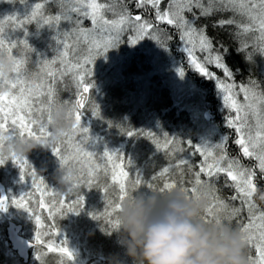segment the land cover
<instances>
[{
	"label": "snow or ice",
	"instance_id": "6c2138e0",
	"mask_svg": "<svg viewBox=\"0 0 264 264\" xmlns=\"http://www.w3.org/2000/svg\"><path fill=\"white\" fill-rule=\"evenodd\" d=\"M22 2L27 3V0H22ZM129 2L134 3L138 9L153 10L156 23L141 14L133 15L127 7ZM49 3H57L60 6V11L55 15L47 14L45 6ZM163 3L164 0H39L30 7L20 23L23 25L35 21L38 29L47 26L48 28H57L58 31V25L62 21L73 22L72 14L83 16L91 21L93 32L99 34L103 29L109 35L107 41L94 42L97 55H104L109 49L116 47L119 44L117 37L126 28L129 32L135 31L139 39H154L158 46L166 49L167 45L161 39L163 30L159 28V25L167 24L174 27L184 44V51L187 53L189 62L202 76L216 81V88L223 100V107L228 110L226 126L234 131V143L239 147L240 153L244 158L258 161L254 167H249L243 165L239 158L229 156L227 137H221L215 144L202 142L195 147V152L199 153L203 159L199 170L193 173L192 186L184 187L181 182L179 188L186 193L195 194L199 186L207 185L208 196H211L213 203L205 210L204 221L208 222L207 217L216 213H222V216L217 217L223 221L227 219L229 224L234 220L238 221V228L249 249L248 264H264V209H259L254 200L257 194L260 199H264V188L259 187L255 182L257 177L255 168H258L260 175L264 177V91L259 90L256 81H250L248 85L237 86L233 71L225 63L227 48L223 45L214 47L212 39L206 34V28L195 25L196 19L200 17L207 18L219 12L232 13L227 18L219 19L214 26L221 29L225 27L234 29L229 34L237 45L236 51L242 53L245 59L251 62L255 52L264 55V0H167L166 7L162 9L161 4ZM108 13L112 14L111 17L107 15ZM186 13L191 14L192 18H186ZM236 16L243 19L237 21ZM12 19L19 20V17ZM74 23L73 32L76 34V43L79 44L81 40L86 44L89 43L91 33L82 29L81 20L76 19ZM6 31L4 27L0 26V57L6 56L12 62V68L7 75L0 72V166L11 160L13 165L20 169L21 182L24 181V169L29 166V162L26 158L4 156L2 152L5 144L16 139L38 144L47 143L53 109L61 104H71V131L63 134L62 141L50 144L48 147L51 148L53 156L58 159L61 169H68L65 180L70 182V193L81 184L91 187L97 181L102 165L99 161H94V167L88 163L97 153L87 151L82 146L88 142V137H85L81 143H76V137L77 133L81 131L88 133L87 128L81 127V116L83 115L82 109L85 108V94L89 93L94 85L85 83L86 73L84 70L88 68L89 64L94 63V59L89 56L83 58V62L80 60L73 62L70 58L74 47L72 44L73 32H66L63 34V39L59 36L53 37L57 45H62L64 50L60 51L57 48L55 58L43 60L39 72L30 74L26 67L27 55H15L13 50L21 45L27 51H33V49L29 46L27 39H14L11 35H6ZM250 33H255V44L246 38ZM28 34L25 32V37ZM131 43L134 45L136 40L134 39ZM88 50L92 52L93 48ZM198 53L203 55L198 56ZM57 63L60 68L54 71L53 68ZM207 64L220 69L224 79L210 73L206 68ZM87 74H92V69ZM177 74L182 78L184 71L180 69ZM36 75H42L44 79L37 80L34 78ZM66 75H71L77 82L76 98L74 101L67 100L58 103L56 100L57 76L62 79ZM92 115L99 118L98 107L92 110ZM109 126L112 125L109 124ZM120 129L123 134V127ZM134 134L133 131L126 133L128 137H132ZM145 135L152 137L157 148H160L158 139L153 137L152 133H145ZM173 142L166 138L168 146H171ZM63 145H68L70 151L65 153ZM102 158L106 161L103 166L106 175L108 166H111L112 187L117 190L115 200L109 199L106 195L105 216L111 229L118 230V219H113V217L120 210L121 204L130 197L129 187L135 189L146 183L152 191L157 190L151 181L142 180L139 172L134 180L129 177L128 171L124 170L122 154L104 150ZM117 160L121 162L116 163ZM128 162L131 163L129 159ZM188 163L186 159L181 158L175 167L179 168ZM172 166L170 164L168 168L162 169L159 175L169 174ZM221 174L226 177L225 186L231 187L234 192V195L228 200L218 195L219 189H216L212 183ZM31 175L33 183H35V172L33 171ZM203 177L207 179H203ZM158 178L159 176H153L152 180ZM227 181L232 183L228 184ZM40 183L43 184V181L41 180ZM175 188H178L175 181H165L158 191L165 192ZM44 194L61 195L59 206L61 209L67 207L69 213L78 215L84 209V197L80 192H77L76 199L70 203L66 200L68 195L66 193H59L55 190L49 193L45 187ZM22 200L23 197L21 200L13 199L11 203L29 213V219H31L32 213L21 202ZM237 200L240 202L239 207L230 203V201ZM8 201V197L0 196V212L7 211ZM45 206L44 200L41 199L39 207L43 209ZM245 213L246 216H244ZM91 218L98 219L95 215H91ZM36 223L39 227V217H36ZM107 234H111V231H107ZM36 239L40 240V233H37ZM41 243L48 253L58 251L67 258V261H74V253L67 246L66 240L62 242L59 249L46 241ZM253 250L254 255L252 254ZM40 258V255L37 254L36 259Z\"/></svg>",
	"mask_w": 264,
	"mask_h": 264
},
{
	"label": "trees",
	"instance_id": "16d2710c",
	"mask_svg": "<svg viewBox=\"0 0 264 264\" xmlns=\"http://www.w3.org/2000/svg\"><path fill=\"white\" fill-rule=\"evenodd\" d=\"M35 1L38 2L39 0ZM22 3L25 4L24 2ZM132 4L134 3L129 2L128 6H132ZM166 5L167 0H164V3L161 4V8L163 9ZM19 6V0H15L13 3H6V0H0V13L6 19V10L15 11ZM25 14L27 13L22 14L20 11L17 16L19 20L15 21L2 22L0 20V26L7 30L6 35L12 36L8 30L14 28L18 30L21 40L27 39L33 51H27L22 45L19 49L29 54V58L33 64V57L31 54H36V50L42 48L48 51L51 41L45 28L39 30L33 22L21 25L20 20L24 19ZM222 17L226 18L224 15L218 13L207 18L200 17L196 19L195 25L197 27L204 26L206 28V34L212 39L214 47L223 45L227 48L225 63L233 71L235 77L234 81L239 80L242 84L249 83L250 80L256 81L259 85V90L264 91L262 88V84L264 85V75L261 74L258 76L257 72L255 74L249 73L246 64L247 60L243 58L244 55L242 53L236 51V43L233 42L229 34L232 30H230L229 27L221 29L214 26ZM186 18L191 19V14L186 13ZM147 19H151L156 23L154 16ZM160 25L162 29L163 24ZM167 26L169 27V52L175 61L178 62L180 68L183 69L184 73L188 74L191 80L193 79L200 85L199 77L190 73L185 62L181 59L184 55L180 50L178 31L172 26ZM25 32L29 33L27 37L24 35ZM33 35H35V38H33ZM17 49L14 50L16 51ZM15 51H13V53H15ZM132 56H137L136 58L138 61L142 60L143 62L146 60L144 53H133ZM254 67L261 71V66L258 67V65L255 64ZM130 69H132L131 66L128 70ZM234 69L236 70L235 72ZM244 69L245 71H243ZM241 73H248L246 76L249 80H242L244 78H242L243 75L241 76ZM131 75H134L132 77H135V75L136 77L138 76V74H134L133 69ZM70 77L72 76H67V79L70 80ZM258 78H262V80L260 81ZM92 85L94 84L92 83ZM201 85L200 89L204 102H210L208 108H211L210 115L212 116V124L217 129L228 132V155L239 158L242 163H247V166L250 164L251 167H254L253 162L241 157L238 148L234 145L233 141L235 137L225 123V118L228 117V115H224L225 112L223 111L219 113V101L213 99L214 91L210 89L211 85L206 88L204 87L205 83ZM149 87L152 86L149 84ZM56 89L59 97V100H57L58 103H63L67 100L74 101L77 94V82L73 81L65 84L57 79ZM163 91L164 93H162L160 97L161 100L156 101L155 104L150 105V107L146 109H144V107L138 108L140 110H137L135 114L132 113L131 118L130 115H127V111L125 110L120 111L121 114L119 118L113 110H109L106 115L96 118L92 115V110L97 106L94 105L93 102L90 108H88L90 111H88L86 107L88 103H86L85 108L82 109V120L85 121L81 123V127L87 128L88 133H83V131L77 133L76 143H81V141L88 136L92 142L85 143L82 146L87 151L93 149V151L97 153L88 163L92 164L94 167V161H99L102 165V169L99 172L97 181L91 187L81 184L73 192L68 193L66 197L68 203L76 199L77 192H80L84 197V209L78 215L69 213L67 207L60 208L58 202L62 198L61 195L52 196L44 194L45 187L49 193L53 190L59 193H66L67 187L70 186V182L61 184L56 179V176L60 173L67 174L68 169H61L59 161L53 156L50 147H41L37 145L36 148L27 155L26 159L29 162V166L24 169L25 179L22 182L20 180V169L13 165L11 160L7 161L3 166H0V186L3 189L4 196L9 198L7 211L0 213V264H109L110 260H116L119 264H131L130 260L124 255V249L121 247V249L118 250L120 245L118 242L117 230L111 229L107 223V217L105 216L107 209L106 195L109 199L115 200L117 197V190L112 187L111 166L109 165L107 168V175L103 168L106 164V161L102 158L103 151H115L122 154L124 156V170L128 171L129 177L134 180L137 176V172H139L142 180L151 181L157 191L162 187L165 181H175L177 187H180L182 182L184 187L190 188L192 186L191 182L194 180L193 176L181 177L174 176L173 174L178 172L193 174L195 171L199 170V164L197 163L198 154L194 149L195 135L198 134L197 131L199 130L198 123L191 118L192 114L189 111L179 110V108L173 104L172 97L167 94L165 88L162 92ZM92 96L93 93L91 88L89 98ZM64 105L71 106V104ZM98 109L99 113H102V108L98 107ZM142 112H149V117L141 118L139 114H142ZM83 117L85 119H83ZM102 122H108V126L103 127L101 124ZM158 123L162 125L161 129L163 131H167L171 134L170 140L174 141L169 150H165L164 147L162 148V144H160V148L158 149L156 145L152 144L153 138L149 136L146 141L138 140L141 134L138 131H143L142 128L149 130V127H152L150 133L156 138V131L159 133ZM109 124L112 126L110 127ZM118 126L123 127V134ZM127 131H133L135 134L132 137H128L126 135ZM107 137L111 139V143L105 145L107 141H104V139ZM63 139L64 138L60 141ZM63 148L65 153L70 151L68 145H63ZM182 155L186 157L189 163L179 168L175 167L179 159L182 158ZM128 159L131 163L128 162ZM120 162L119 160L116 161V163ZM170 164L173 166L169 174L160 176L159 174L162 169L168 168ZM77 168H79V166H77ZM33 171L35 172V183H33V177L31 175ZM255 171L257 173L256 181H262L260 173H258L256 169ZM153 176H159V178L153 181ZM203 179L207 178L203 177ZM41 180L43 184L40 183ZM212 183L216 189H219L218 195L225 200H228L234 195L233 189L225 186L226 179L222 175H220L218 179L213 180ZM204 186L207 188V185ZM105 189H107V192H105ZM149 190L151 189L147 187L146 183L135 189L131 186L129 187L130 194H134L137 191ZM21 197H23L21 202L24 203L25 207L29 209V212L32 213L31 219H29V213L24 212L23 209L17 208L11 203L13 199L21 200ZM41 199L44 200L46 205L43 209L39 207ZM230 203L237 207H239L240 204L239 200L230 201ZM255 203L257 205L259 204L257 200H255ZM258 208L262 209L261 206H258ZM91 215L97 216L98 219L93 220ZM244 216H246V213ZM36 217L40 218L39 227L36 223ZM115 218H117V214L113 217V219ZM224 222L229 223L227 221ZM10 225L19 228L18 236L23 237V240L27 242L28 246L30 244L33 245L32 247L29 246L27 249L25 258L12 250L8 238ZM230 225L238 228V221L234 220ZM107 231H111V234H107ZM37 233H40L39 241L36 239ZM64 240L67 241V246L74 253L73 262L67 261V258L58 251L48 253L41 243L42 241H46L48 244L54 245L56 249H59ZM37 254L41 257L39 260L36 259Z\"/></svg>",
	"mask_w": 264,
	"mask_h": 264
},
{
	"label": "rangeland",
	"instance_id": "374dc122",
	"mask_svg": "<svg viewBox=\"0 0 264 264\" xmlns=\"http://www.w3.org/2000/svg\"><path fill=\"white\" fill-rule=\"evenodd\" d=\"M8 2L13 3L15 2V0H6V3ZM35 2H36L35 0H27V3L23 4L22 0H19L20 6L15 11L7 9L6 19L0 13V20L2 22L12 21L13 20L12 18L17 17L20 11L22 14L27 13L30 10V7ZM45 7L47 14L55 15L60 11V6L57 3H49ZM151 11L154 16V11L153 10ZM218 14L224 15L226 18L232 15V13L230 12H219ZM72 15H73V22L70 23L67 21H62L58 25V31L57 28H48L47 26L43 27L47 30L49 39L51 41L50 49L48 51L43 50V48L37 49L36 54H31V56L33 57V64L31 63L29 54H26L24 51L20 50L19 48L16 50L17 52L13 50L15 51L14 53L15 55H27L28 63L26 67L30 74H36L39 72L43 60H51L55 58L57 55V51H56L57 48H59L60 51L64 50L62 45H57L53 37L59 36L61 39H63L64 33L73 32L75 27L74 22L76 19H79L82 21V29L86 32L91 33V35L89 36L90 42L86 44L83 40H81L80 43L77 44L76 34L73 32L72 44L74 47L72 48L70 58L73 62L77 60L83 62V58H87L89 56H91L94 59V63L89 64L88 68L84 70L86 73L85 83L91 85L92 83L94 84V87H92L93 96L88 99L90 91L89 93H87L85 106L86 103H88L86 106L88 111H90L88 108H90V105L93 104L94 102V105L102 108L101 112H108L109 110H113L116 116L119 118V115L121 114L120 111L125 110L127 111V115H130L131 118L132 113L135 114L137 110H140L138 108L144 107V109H146L150 107V105L155 104L156 101L161 100L160 98L161 94L164 93V91L162 92V90H164L165 88L167 94L170 95V97H172L173 104L176 107H178L179 110L182 109L189 111L192 114L191 118L197 121L198 123L199 130L197 131L198 134L195 135L196 139L194 140V149L197 145H199L202 142L215 144L219 142L221 137L228 136L227 135L228 132L217 129L212 124L211 115L208 121H204V116L208 111L207 108L210 102H204L203 95L200 89V87L202 86L201 84L203 83H205L204 86L205 88L211 85L210 89L214 91L213 99L219 101V113H222L223 111L225 112L224 115H228V110L223 107V100L216 88V81L210 80L207 77L202 76L196 70V68L189 62L187 53L184 51V44L180 39V35L178 36V40L180 41L181 53H183L184 55L183 60L186 66L188 67L190 73L196 75V77H199L200 79L199 81L201 83L200 85L197 84V82L194 83L189 77L185 75V73L182 78L177 74V71L180 70L181 68L178 62L175 61V59L172 57L168 47L165 49L158 46L156 40L151 38H145L141 40L138 38V34L135 31L129 32L127 28L125 29V31L120 33L119 37H117V39L119 40V44L116 47L109 49L104 55L102 54L97 55V51L94 48V42L107 41L109 39V35L105 33L103 29L100 31L99 34L93 32L92 24L89 19L83 16H76V14H72ZM107 15L111 17L112 14L108 13ZM235 19L237 21H241L243 18L240 16H236ZM33 23L36 24L35 21H33ZM41 29L42 28H40L39 30ZM229 29L232 31L234 30L230 27ZM8 31L12 34V37L14 39L17 40L20 39L21 36L18 34L17 29L10 28ZM33 38H35V35H33ZM164 38L168 39V36H166L162 32L161 39L167 45V41H165ZM246 38L249 41H252L254 44L256 43L255 33H250ZM134 39L136 40V43L133 45L131 41H133ZM89 48H93V51L89 52L88 50ZM249 50L251 51L252 49ZM133 53H144L146 56V60H144L143 62L142 60L138 61V59L136 58L137 56L134 57L132 56ZM197 55L202 56L203 54L198 53ZM243 58L245 57L243 56ZM246 64L249 73L251 72V74H255L257 72L258 76H260L261 74L264 75V55L259 54V52H255L253 56V60L251 62L247 61ZM255 64L258 65V67L261 66V71H259L256 67H254ZM130 66L133 69L134 74H138L137 77L136 75L135 77H132L134 76L131 75L132 69L128 70ZM59 68L60 65L59 63H57V65L54 66L53 70L56 71ZM206 68L210 73L220 77L221 79H224L222 71L220 69H217L214 65L207 64ZM91 69H92V74H87ZM235 71L236 70L234 69V72ZM243 71H245V69ZM246 75H248V73H241L242 78H244L242 80L245 81L249 80ZM67 76L69 75L64 76L62 79L60 76H57V79H59L62 83L65 84L67 82L74 81L72 77L70 78L73 81L71 79L68 80ZM34 78L37 80L44 79L42 75H36ZM258 79L260 81L262 80V78H258ZM235 83L237 86L242 84L239 82V80H235ZM149 84L152 87H149ZM243 84L248 85L249 83H243ZM262 88L264 89L263 84H262ZM56 100H59L58 94L56 95ZM139 116L141 118H145V117L147 118L149 117V112H142V114L140 113ZM83 119L85 118L83 117ZM226 119L227 117L225 118V123H226ZM84 121L82 120V116H81V123ZM101 124L103 127L108 126V122H102ZM157 126L159 129V133L156 131L157 133L156 139H158L159 144H162V148L164 147L165 150L166 149L169 150L170 146L166 144V138L170 140L171 134L167 131H163L161 129L162 125L160 123H158ZM148 129L149 130H146V128H142L143 131L137 130L138 132L141 133L139 135L138 140L146 141L148 139V136L145 135V133H150L152 127H149ZM228 129L232 132V134L235 137L234 131L230 128ZM222 132L223 133L225 132L226 134L225 133L223 134ZM104 141H107L105 145L111 143V139H109V137L104 139ZM91 142H92L91 139H88L87 143H91ZM152 144L156 145L153 142V140H152ZM234 145L238 148L239 151V147L235 143ZM89 151H93V149H90ZM197 154H198L197 163L200 165L203 157L199 153ZM217 154H218V150H217ZM240 155L243 159L253 162L254 166L258 163V161H256L255 159L244 158L241 153ZM182 158L186 159L184 155H182ZM243 164H246L245 166H247V163H243ZM248 166L251 167L250 164ZM255 169L259 173V169L258 168ZM173 175L181 176V177L193 176V174L186 172L184 173L178 172V173H174ZM221 175L225 177L223 174ZM261 178L262 181L260 180V182L258 181L255 182L258 184L259 187L264 188V177L261 176ZM228 183L231 184L232 182L228 181ZM257 195L258 196H255L254 199L259 202L258 206H261L262 209H264V203L260 202L259 194ZM208 201H209L208 206H210L213 203L210 195L208 196ZM205 215L206 214H204V216ZM222 215H223L222 213H216L213 216H222ZM213 216H208L207 219L210 220L212 219ZM224 221L229 222L227 219H225ZM18 230L19 228L17 226L10 225L8 230V237L11 243L12 250L15 251L21 257L25 258L29 246L27 242L23 240V237L18 236ZM120 249L121 246H119L118 250ZM247 253L249 254L248 248H247ZM252 254L254 255V250L252 251Z\"/></svg>",
	"mask_w": 264,
	"mask_h": 264
},
{
	"label": "clouds",
	"instance_id": "9594fccd",
	"mask_svg": "<svg viewBox=\"0 0 264 264\" xmlns=\"http://www.w3.org/2000/svg\"><path fill=\"white\" fill-rule=\"evenodd\" d=\"M12 62L0 57V72L7 75ZM70 105L53 109L47 143L16 139L6 143L2 154L26 158L36 148L59 143L71 131ZM56 176L65 184V176ZM69 192L67 187L66 194ZM264 203V199H260ZM208 189L199 186L195 194L181 188L170 191H137L130 194L117 213L119 245L131 264H248L247 246L237 227L213 216L203 217L208 207ZM109 264H119L110 260Z\"/></svg>",
	"mask_w": 264,
	"mask_h": 264
},
{
	"label": "flooded vegetation",
	"instance_id": "af4514ba",
	"mask_svg": "<svg viewBox=\"0 0 264 264\" xmlns=\"http://www.w3.org/2000/svg\"><path fill=\"white\" fill-rule=\"evenodd\" d=\"M122 7V6H121ZM127 7H128V9H129V11L133 14V15H135V14H141L142 16H144L145 18H149V17H152L153 16V14H152V11L151 10H145V9H138L137 7H135V4H132V6H128L127 5ZM150 21H152L151 19H149ZM153 22V21H152ZM160 26L161 25H159V28H160ZM161 29V28H160ZM162 30H163V33L166 35V36H168V39H166V38H164V40L165 41H167V47H168V49H169V27L167 26V25H165V24H163V28H162ZM145 55V54H144ZM181 59L183 60L184 58L183 57H181ZM207 110H209L210 111V113H211V108H208ZM26 256V255H25Z\"/></svg>",
	"mask_w": 264,
	"mask_h": 264
},
{
	"label": "water",
	"instance_id": "95a60500",
	"mask_svg": "<svg viewBox=\"0 0 264 264\" xmlns=\"http://www.w3.org/2000/svg\"><path fill=\"white\" fill-rule=\"evenodd\" d=\"M86 99H87V94H85V102H86ZM209 119H210V113H209V111H207L205 116H204V120L208 121ZM0 190H1V188H0ZM0 196H2L1 192H0Z\"/></svg>",
	"mask_w": 264,
	"mask_h": 264
},
{
	"label": "bare ground",
	"instance_id": "6f19581e",
	"mask_svg": "<svg viewBox=\"0 0 264 264\" xmlns=\"http://www.w3.org/2000/svg\"><path fill=\"white\" fill-rule=\"evenodd\" d=\"M106 114H107V112H102V113H100L99 117H100V116H104V115H106Z\"/></svg>",
	"mask_w": 264,
	"mask_h": 264
}]
</instances>
